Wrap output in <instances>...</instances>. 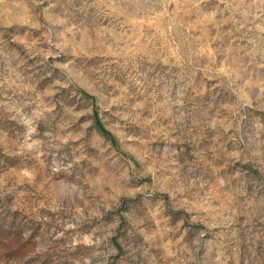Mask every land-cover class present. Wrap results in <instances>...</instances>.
Here are the masks:
<instances>
[{"label":"clouds","instance_id":"1","mask_svg":"<svg viewBox=\"0 0 264 264\" xmlns=\"http://www.w3.org/2000/svg\"><path fill=\"white\" fill-rule=\"evenodd\" d=\"M0 264H264V0H0Z\"/></svg>","mask_w":264,"mask_h":264}]
</instances>
